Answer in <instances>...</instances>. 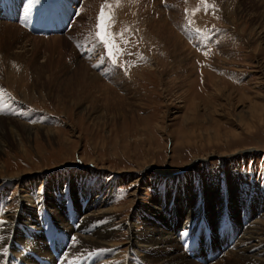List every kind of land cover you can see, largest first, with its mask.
Wrapping results in <instances>:
<instances>
[{"label":"rangeland","instance_id":"rangeland-1","mask_svg":"<svg viewBox=\"0 0 264 264\" xmlns=\"http://www.w3.org/2000/svg\"><path fill=\"white\" fill-rule=\"evenodd\" d=\"M136 1L122 0V3L120 0L117 4V0H85L83 14L65 37L45 39L22 32L10 44L8 41H5L6 44L2 43L0 38V44L3 45L0 46V67H25L27 81L23 86L28 85L26 97L15 100L11 95L15 98L18 96L16 93L14 95V90L4 86L5 74L0 70V106L4 107V115L5 111L11 110L9 103L13 102L20 109L13 116L5 118L57 129L51 135L45 129L23 130V126L16 125L14 133L0 134V144L5 147L0 151V168L4 167L5 170L3 177V173L0 174V252L6 241L1 227L11 223L22 208L35 207L36 223L32 224V220L29 222V216L26 217L23 213L25 222L37 225V221L42 223L45 219V229H49L47 234L58 250L59 256L55 254L56 264H69V260L64 259L65 240L66 247H70L68 245L73 232L95 228L96 219L90 218L88 223L86 220L81 221V218L87 210L94 211L99 206L104 211H109L106 212L109 216L102 214L107 223L121 227L133 223L135 227L142 229L145 225L154 227L147 213L153 207L171 206L178 198L177 208L182 210V199L188 195L193 196V205L195 204L196 209L203 210L206 217L210 199L214 198L229 201L233 195L242 194L243 197L250 196L253 203H256L253 199H257V208L264 205V0H209L216 2L220 8L212 21L209 15L200 14V18L195 15L196 0H187V3L185 0ZM102 5L109 7L117 18L113 23L114 31L120 33L124 27L127 30L123 32V39L118 37L121 47L125 49L117 61V66H114L119 70L107 71V65L100 76L90 66V63H100L98 52L95 53L98 57L91 62L83 59L78 55L71 39L76 42L91 40L90 36L95 31L94 22ZM184 11L193 26H205V34L209 35L211 28L221 32L215 45L212 40L205 47L207 55L197 54L185 41L183 43L182 37L176 33L177 30L175 32L172 29L184 18ZM159 22L166 23L173 33L169 34L168 40L163 37L169 43L161 40L154 31L153 25ZM2 24L16 25L0 21V27H4ZM176 35L179 40L182 39L180 42L183 48L180 50ZM54 38L61 39V52H53L47 47ZM25 42L27 44L23 45ZM18 45L29 49L24 47V53L17 52ZM46 49L50 50L49 53ZM29 53L35 56V60H31ZM141 54L145 60L140 61ZM2 57L6 60H2ZM49 61L54 64L53 67L48 66ZM196 62L201 63L199 67ZM84 68L100 80L97 84L98 92L92 91L94 95L85 94V87L78 88L76 83L68 87L64 82V75L69 73L72 76L80 71L84 76ZM208 69L213 74L214 82L207 79L210 77L206 75ZM14 74L20 75L21 72ZM58 81L60 83L56 86L59 89L55 86ZM61 96L66 100L60 98ZM33 110L42 114L41 119L29 113ZM49 116L53 123H46ZM16 129H21V136L15 134ZM16 177L19 179H15ZM184 178L188 183L181 182ZM192 179H198L195 180L198 181V187L195 182L192 183ZM221 180H227L229 187L217 182ZM84 181L89 185L83 203L81 199L79 201L82 195L75 198L67 190L75 188L71 191L77 193ZM238 181L244 185L241 193L239 189L242 185ZM166 185L167 189L168 186L178 185L180 190L173 189L175 193L167 189L160 192ZM226 191L230 195L227 199ZM62 192H67L64 194V204ZM175 196H178L176 200ZM247 207L245 203L244 208ZM235 211L243 214L240 205L234 211L231 208L229 215L236 217ZM216 216L218 217L215 215L213 219L208 216L204 227L209 224L210 229L204 228L202 236L205 237L208 233L209 240L205 241L220 245L221 251L207 262L202 261L198 255L196 259H192V264H243L229 255L236 250L237 240L240 238H236L235 244L228 230L224 231L226 236L221 235L219 228H225L226 222L219 221ZM252 216L253 212L251 218ZM210 220L213 224L209 223ZM185 221L186 218L181 223L184 224ZM235 222L240 223V217ZM121 227L115 234L116 245L112 249L92 250L96 246L81 240L83 248L91 250L87 254L83 252L77 259L74 258L73 264H93L91 253L97 257V252L101 264H109L111 261L117 262L115 264H123L124 261L146 264L144 255L150 256L148 263L152 264L158 257V252H143L145 249L140 247V250L136 248L137 255L132 254L128 244L130 232ZM31 229L18 227L14 240L17 245L15 251L20 258V241L26 248L29 243L36 246L39 252L44 248L41 243L42 236L32 233ZM25 233L29 241L23 240ZM50 239L46 237L44 244H48ZM136 239L139 240V237ZM14 248L15 245L11 252ZM9 261L10 258H7V262ZM2 262L1 252L0 264ZM27 264L36 263L28 259Z\"/></svg>","mask_w":264,"mask_h":264},{"label":"bare ground","instance_id":"bare-ground-1","mask_svg":"<svg viewBox=\"0 0 264 264\" xmlns=\"http://www.w3.org/2000/svg\"><path fill=\"white\" fill-rule=\"evenodd\" d=\"M103 1V0H102ZM120 1V0H119ZM125 1V0H123ZM136 1V0H135ZM141 1V0H140ZM139 1V2H140ZM143 1V0H142ZM148 1V0H146ZM169 1V0H168ZM122 2V0H121ZM137 2V1H136ZM136 2L134 3L136 5ZM161 2V1H160ZM171 2V1H170ZM174 2V1H173ZM177 2V1H176ZM89 3V2H88ZM123 3V2H122ZM126 3V2H125ZM142 3V2H141ZM162 3V2H161ZM92 4V3H91ZM90 4V6H92ZM95 4V3H94ZM169 4V3H168ZM151 5V4H150ZM149 5V6H150ZM89 6V7H90ZM95 7V6H94ZM126 7V5H125ZM151 7V6H150ZM91 8V7H90ZM89 8V9H90ZM133 8V7H132ZM131 8V9H132ZM181 8V7H179ZM136 9V8H135ZM91 10V9H90ZM152 10V8H151ZM159 10V9H158ZM145 11V10H144ZM155 11V10H154ZM227 11V10H225ZM85 12V11H84ZM140 12V10H139ZM152 12V11H151ZM163 12V11H162ZM137 13V12H136ZM148 13V12H147ZM161 13V12H158ZM83 14V13H82ZM141 14V13H139ZM163 13H161L162 15ZM151 15V14H150ZM160 15V16H161ZM170 15V14H169ZM147 16V14H146ZM166 16V15H165ZM142 17V16H141ZM164 17V16H163ZM90 18V17H89ZM150 18V17H148ZM142 19V18H141ZM160 20V18H158ZM168 19H170V17H168ZM176 19V18H175ZM174 19V20H175ZM140 20V19H139ZM150 20V19H149ZM163 20V19H162ZM152 21V20H150ZM157 21V20H156ZM165 21V20H164ZM81 22V21H80ZM177 22V20H176ZM150 23V22H149ZM79 24V23H78ZM88 24V23H87ZM129 24V23H128ZM144 24V23H143ZM4 25V24H2ZM85 25V24H84ZM141 25V24H140ZM150 25V24H149ZM152 25V24H151ZM172 25V24H171ZM170 25V26H171ZM86 26V25H85ZM145 27V26H144ZM147 27V25H146ZM153 28L155 29L154 31L156 32L157 35H159L161 40L166 41L167 43H169V41H167L169 38V34H173L172 31H170L168 29V26L166 25V23H157L153 25ZM172 29L175 30V27H173ZM147 30V29H146ZM27 33L25 30H23L22 28H20L17 24L15 26L13 25H4V27H0V38L2 40V43L6 44L5 41H8L10 44V41H12L15 37H18L20 35V33ZM80 32V31H79ZM176 32V30H175ZM178 34V32H176ZM140 35V33H139ZM64 36V35H63ZM167 39V40H165ZM158 38V39H159ZM176 38H178V36L176 35ZM4 39V40H3ZM30 39V41L35 40V39ZM38 39V38H37ZM55 39V38H54ZM181 39V38H180ZM19 40V39H18ZM61 39L60 38H56L55 40L51 41L52 44H47V47L51 50V51H58L61 52V46L62 43L59 42ZM179 45V50L181 49V47L183 48L182 44H181V40L176 39ZM23 41V40H22ZM21 41V42H22ZM30 41H27L28 43ZM36 41V40H35ZM34 41V42H35ZM39 41V40H38ZM184 43V40H182ZM27 42H25L26 45ZM37 42V41H36ZM16 43V42H15ZM43 43V42H42ZM45 43V41H44ZM61 43V46L60 44ZM30 44V43H29ZM186 44V43H185ZM2 44H0L1 46ZM8 45V44H7ZM17 46L18 51L17 52H21L24 53V50L29 49L26 48L25 46ZM34 45V44H33ZM175 45V44H174ZM187 45V44H186ZM3 46V45H2ZM6 46V45H5ZM15 46V45H14ZM24 47L26 49H24ZM37 47V45L35 46ZM167 47V45H166ZM165 47V48H166ZM188 47V46H186ZM12 48V47H11ZM31 48V47H30ZM34 48V47H33ZM176 48V47H175ZM7 49V48H6ZM35 49V48H34ZM48 49V50H49ZM13 50V49H12ZM48 50L46 49L45 51L48 52ZM49 50V51H50ZM177 50V49H175ZM178 50V51H179ZM36 52L37 48H36ZM43 52V50H42ZM1 53V52H0ZM11 53V52H10ZM45 53V52H44ZM43 53V54H44ZM49 53V52H48ZM57 53V52H56ZM55 53V54H56ZM34 54V51H33ZM47 54V53H46ZM54 54V55H55ZM59 54V53H58ZM17 55V54H16ZM30 55V53H29ZM28 55V56H29ZM37 55V54H35ZM52 55V53H51ZM193 55V54H191ZM190 55V56H191ZM3 56V55H2ZM44 56V55H42ZM48 56V55H47ZM46 56V57H47ZM9 57V56H8ZM12 57V56H11ZM10 57V58H11ZM21 57V56H20ZM19 57V58H20ZM23 57V56H22ZM31 60L34 59L35 56L30 55ZM56 57V56H54ZM58 57V55H57ZM3 58V57H2ZM5 58V57H4ZM4 58L2 60H4ZM27 58V56H26ZM39 58V57H38ZM53 58V55H52ZM189 58V57H188ZM13 59V58H12ZM50 58H48L49 60ZM54 59V58H53ZM59 59L60 56H59ZM6 60V58H5ZM8 60V59H7ZM10 60V59H9ZM15 60V59H14ZM27 60V59H26ZM29 60V59H28ZM27 60V61H28ZM35 60V59H34ZM45 60V58L43 59ZM42 60V61H43ZM58 60V59H57ZM36 61H37V56H36ZM52 61V60H51ZM62 61V60H60ZM2 62V61H1ZM4 62V61H3ZM9 62V61H7ZM29 62V61H28ZM32 62V61H30ZM39 62V61H38ZM45 62V61H43ZM42 62V63H43ZM53 62V61H52ZM59 62V61H58ZM84 62V61H83ZM34 63V62H33ZM61 63V62H60ZM80 63V61H79ZM82 63V61H81ZM97 63V62H96ZM95 63V64H96ZM3 64V63H2ZM12 64V63H10ZM56 64V63H55ZM84 64V63H82ZM15 65V64H13ZM23 65V64H22ZM27 65V64H24ZM31 65V64H30ZM40 65V64H39ZM77 65V64H76ZM81 65V64H80ZM160 65V64H159ZM32 66V65H31ZM49 67H53L54 64L51 63L49 61L48 64ZM58 66V64H57ZM63 66V65H62ZM28 67V66H27ZM30 67V66H29ZM33 67V66H32ZM81 67H84L83 65ZM88 67V66H87ZM86 67V68H87ZM159 67V66H158ZM71 68V67H70ZM68 68V69H70ZM84 68V71L85 69ZM89 68V67H88ZM153 68V67H152ZM3 70L4 75V80H3V84L4 86H8L9 89L14 90V95L16 93V95L18 96L17 98H15L14 96L11 95V97H13L15 100L17 99H24L26 97V89L28 87V85L25 87L23 86L24 82L27 81V71L25 67H14V66H3L0 67V70ZM67 69V70H68ZM30 70V69H28ZM76 70V69H75ZM73 70V71H75ZM79 70V68H78ZM90 70V69H89ZM66 71V70H65ZM64 71V72H65ZM70 71V70H69ZM68 71V72H69ZM206 71V70H205ZM21 72L20 75H16L14 73H18ZM91 72V71H90ZM208 73H206L208 77L207 79H209L211 82L214 80L213 78V74H210L209 69L207 70ZM1 73V72H0ZM63 73V72H62ZM86 73H89L88 70L86 69ZM83 76L81 75L80 71L75 72V74H73L72 76L70 75H64L65 77V83L69 85H74V83H76L81 87H85V94L87 95H94V92H98V88H97V84H99L100 80L99 78H97L96 75L92 76V73L86 74ZM94 73V72H93ZM64 74V73H63ZM92 74V75H91ZM60 75V74H58ZM86 75H88L86 78ZM68 76V77H67ZM58 78V77H57ZM62 79V78H61ZM59 80V79H58ZM56 81V79H55ZM214 82V81H213ZM44 83V82H43ZM58 82H55V86L58 85ZM130 83V82H129ZM216 83V81H215ZM102 84V83H101ZM60 85V84H59ZM62 85V84H61ZM57 87V86H56ZM74 87L77 88V86L75 85ZM103 87V86H102ZM106 87V86H105ZM109 87V86H108ZM131 87V86H130ZM22 88V89H20ZM58 88V87H57ZM56 88V89H57ZM64 88V87H63ZM62 88V90H63ZM104 88V87H103ZM111 88V87H110ZM59 89V88H58ZM57 89V90H58ZM72 89V88H71ZM81 89V88H80ZM79 89V90H80ZM83 89V88H82ZM94 89V90H93ZM97 89V90H96ZM76 90V89H75ZM113 90V89H112ZM59 91V90H58ZM61 91V90H60ZM67 91V90H66ZM71 91V90H70ZM94 91V92H92ZM11 92V91H10ZM30 92V90H29ZM63 92V91H62ZM73 92V91H71ZM107 92V90H106ZM12 93V92H11ZM56 93H60V92H56ZM78 93V90H77ZM81 93V92H80ZM70 94V93H69ZM68 94V95H69ZM63 95V94H62ZM66 95V94H65ZM82 95V94H81ZM42 96H44L42 94ZM80 96V94H79ZM78 96V97H79ZM58 97V95H57ZM55 98V97H54ZM60 98H63L62 96ZM70 98V95H69ZM80 98V97H79ZM64 99V98H63ZM74 99V98H73ZM66 100V99H64ZM71 100V99H70ZM20 101V100H19ZM62 102V101H61ZM19 107V106H18ZM4 108V107H3ZM68 111V110H67ZM1 116H3L4 118H2ZM0 116V134H11L14 133V129L15 127H17L16 125L19 126H23L22 129L23 130H38V131H42V129H45L44 131H46V133H50L51 135L54 133H56L57 129H49L44 127L43 125L41 126L40 124L38 125L36 124H31L29 125L28 123L19 121L18 119L16 120H12V119H6V115H4V111H2V115ZM12 118V117H11ZM31 122H33V120H30ZM41 123V122H40ZM38 125V126H36ZM14 126V127H13ZM41 129V130H40ZM17 130V129H16ZM21 129L17 130V132H15V134H17L18 136H21L22 131H20ZM45 133V132H44ZM14 135V134H13ZM16 136V137H18ZM15 137V135L13 136ZM1 143V142H0ZM5 147L0 144V151L4 150ZM0 174L3 173L2 177L5 174V170L4 167L0 168ZM3 170V171H2ZM150 170H154V171H158V169L156 168H150ZM24 174V173H23ZM19 175V174H18ZM15 177V176H14ZM34 177V176H32ZM5 178V177H4ZM10 178V177H9ZM15 179H19V177H16ZM2 180V179H1ZM22 181V180H21ZM19 182V181H18ZM195 188V187H194ZM108 194V193H107ZM178 196H175V200ZM193 196L188 195L187 197H184L182 199L183 202V208L182 210H179V208H177V202H178V198L176 201H174V203H172L173 205H168L167 207H162V206H156L153 207V209L151 210V212H147L148 213V218L149 220H151L154 224L153 226H149V225H145L144 227H142V229H138L137 227H135V224L133 225V223H127L124 227H121L120 225H116V224H110L107 223L104 219L102 214H106L108 215L106 212L109 211H104V209H101L100 206L97 208V210H87V212H85V214L83 215V217L81 218V221H85L88 222L90 220V218H94L96 219V225L95 228L89 230V228H85L83 229V231H78V232H73L71 235V238L69 240V245L70 247H67L66 249V254L64 259L69 260L68 262H73L74 258H78V256H80L83 252H85L84 254H87L88 251L90 250H85L83 248V246L81 245L82 242L81 240H84L85 242L90 243L91 245H94V247L96 246L95 249L92 250H96L97 248L100 249L102 248L104 249H112L113 247H115V234L118 231V229L124 228L126 230H128L130 232V240L128 242L130 248H131V253L134 255H137V250L136 248H138V250H140V247H142L143 249H145L143 252H148V251H154V252H158V257L155 259V261L152 264H192V259L188 258L187 255L185 254V252L183 251V243L181 242V230L183 228L189 227L190 224H192L194 221L199 222L200 219L202 217V210L196 209L195 204L194 203V199L192 198ZM21 198V197H20ZM241 196H237L236 194L233 195V197L230 199L231 202V208L236 209L238 203L240 202ZM22 200V199H21ZM24 200V199H23ZM35 201V200H34ZM227 201V200H226ZM223 200H218L216 198L214 199H210V204L208 206L207 209V215L210 217V219H213V217L215 215H218V217L220 218L223 215V209L225 208V202ZM21 202V201H20ZM173 202V201H172ZM23 203V202H22ZM112 203V202H111ZM32 204V203H31ZM102 205H105L104 202L101 203ZM197 204V203H196ZM25 205V204H24ZM34 206V205H33ZM93 207V206H92ZM96 207V206H95ZM152 207V206H151ZM94 208V207H93ZM262 208V209H261ZM109 209V208H108ZM261 209V210H260ZM22 211H20V214L17 216H15V219L12 220L11 223H9L8 225H3L1 227V233L2 235L6 238V241L4 243V247L6 249V254H5V258H10L9 255H11V245H14L13 242V238L15 237L18 227H20L24 221H25V215L23 216V213L26 214V217L29 216V222L32 220V224L36 223V209L35 207L32 209L29 208H22ZM56 210V209H55ZM19 211V210H18ZM221 212V213H220ZM236 212V211H235ZM39 213V212H38ZM111 214V213H110ZM176 215V216H175ZM262 215V216H261ZM35 216V217H34ZM39 216V215H38ZM109 216V215H108ZM261 216V217H260ZM173 217H177V221L176 219H173ZM217 217V216H216ZM186 218V221L183 223H181V220ZM84 219V220H83ZM108 219V218H107ZM111 220V219H110ZM11 221V220H10ZM80 221V222H81ZM212 221V220H211ZM85 222V224H87ZM91 222V221H90ZM43 223V222H42ZM82 223V222H81ZM89 223V222H88ZM248 223V224H247ZM247 228L246 230H244L241 234H238V237L240 238L238 240V244H237V248L236 250H233L232 254L230 253L229 255H231L232 257H234L236 259L237 262H242L243 264H264V205H259L258 208H256V213L252 216V218L250 220L247 221ZM31 224V223H30ZM180 224V225H179ZM81 225V224H80ZM183 225V226H182ZM36 227V226H35ZM97 227V228H96ZM179 227H181V230H179ZM183 227V228H182ZM66 228V227H65ZM140 230V231H138ZM87 231H90L89 234H85ZM136 237H139V240L136 239ZM134 238V239H133ZM216 240V239H215ZM79 241L81 243H79ZM2 248V247H1ZM86 248V247H85ZM88 248V247H87ZM4 249V250H5ZM148 249V250H147ZM128 252V251H127ZM146 254V253H145ZM173 254H177L179 255L178 257H175ZM139 255V254H138ZM227 255V254H226ZM143 257L144 262L146 264H149L148 261L151 260L150 256H146ZM90 257V256H89ZM100 257V256H99ZM99 257L97 255L94 256L91 253V261L93 262V264H101L99 262ZM117 259V258H116ZM225 259V258H224ZM227 259V258H226ZM230 259V258H229ZM133 260V259H132ZM222 261V260H221ZM120 262V261H118ZM125 263L123 264H132L130 261H124ZM8 263V262H7ZM117 262H109V264H115ZM221 263V262H220ZM223 263V262H222ZM78 264V263H76ZM80 264V263H79ZM104 264V263H103ZM215 264H219V263H215ZM226 264V263H225ZM228 264V263H227Z\"/></svg>","mask_w":264,"mask_h":264},{"label":"snow or ice","instance_id":"snow-or-ice-1","mask_svg":"<svg viewBox=\"0 0 264 264\" xmlns=\"http://www.w3.org/2000/svg\"><path fill=\"white\" fill-rule=\"evenodd\" d=\"M205 3V12L208 10L207 0H203ZM119 0H117V4ZM199 11V9H197ZM218 18V17H217ZM114 23V12L109 10L105 11V7L101 6V11L97 17L96 31L90 36V39L98 47L103 48V54L100 56L101 63H112L113 66H117L118 59L124 54L125 49L121 47L119 39H123V32L127 29H122L120 33H113L111 31L112 24ZM192 23V21H190ZM197 33L200 34V30L197 29ZM128 43L127 40L124 41ZM208 54L207 51L204 53ZM139 59L145 60V57L141 54ZM97 67V65H93Z\"/></svg>","mask_w":264,"mask_h":264}]
</instances>
